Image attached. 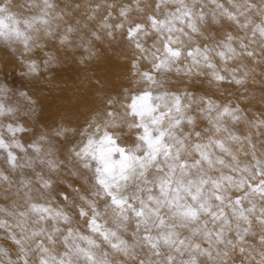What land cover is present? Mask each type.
Here are the masks:
<instances>
[{"label": "snow or ice", "instance_id": "1", "mask_svg": "<svg viewBox=\"0 0 264 264\" xmlns=\"http://www.w3.org/2000/svg\"><path fill=\"white\" fill-rule=\"evenodd\" d=\"M228 3L235 11L219 0H156L147 23H134L127 30V38L140 58L151 63L150 71L138 73L141 79L155 85L153 73L175 71L192 75L207 68L213 80L225 81L227 77L221 74L214 58L223 65L237 58V40L247 56L254 52L248 50L243 38L230 32L211 45L195 43L193 37L202 34L201 26L209 16L213 23L226 18L264 41V9L259 13L261 22L254 23L246 12L255 9V4L245 7L233 0ZM10 4L11 0L0 2V39L19 42L29 52L38 38L33 33L54 35L51 24L56 18L52 16L55 6L50 0H41L42 6L34 3L32 6L39 7V13L24 19L11 13ZM206 4L213 6L210 13L205 11ZM137 10L143 11L139 0ZM127 11V7L121 8L120 15L126 17ZM240 17H244L243 22ZM102 27L113 26L105 22ZM115 28H123V24L118 23ZM73 31L69 27L58 37L61 45L71 43L68 34ZM92 35L100 38L94 32ZM141 36L154 37L150 48L144 47ZM250 43L255 40L250 39ZM50 59L44 63L47 65ZM137 66L138 61L133 63V68ZM27 67L29 74L39 70L35 61ZM224 71L228 69L225 67ZM235 72L236 69L231 70V81L242 84ZM127 100L122 107L128 118L127 127L136 130L133 144L118 143L115 129L121 125L116 114L108 111L109 119L102 125L95 123L86 141L71 149V156L91 172L94 180L88 195L74 190L79 203L61 193L65 206L53 207L47 193L52 182L41 172H36V177L42 190L40 199L45 202H36L31 195V181L22 179L24 210L0 209V213L13 219L9 224L0 218V229L8 233L17 256L11 259L8 251L0 247V257H8L6 264H228L234 252L255 260L256 246L245 245L248 236L257 235L254 228L258 227L260 259L255 264H264V203H256L257 197L264 202V160L253 152L254 163L241 166L229 147L230 142L240 143L241 138L225 124L226 117L232 123L239 122L240 110L191 94H154L151 87L129 95ZM108 104L113 101L110 99ZM15 112V107L0 101V118L13 117ZM198 120L206 121L207 126L197 130ZM24 131L22 124L0 122V151L5 153L9 167L33 168L39 163L50 172H57L64 162L55 159L51 150L44 151L40 143L47 139L44 135L27 146L35 156L24 165L19 164L15 150L27 149L16 137ZM67 131L58 129L54 134L60 137ZM245 139L250 142V138ZM2 182L10 180L0 172ZM67 207L74 208L84 220L88 234L71 227ZM61 223L67 226L63 230ZM132 224L135 227L130 238H126ZM113 256L125 259L113 260Z\"/></svg>", "mask_w": 264, "mask_h": 264}, {"label": "bare ground", "instance_id": "2", "mask_svg": "<svg viewBox=\"0 0 264 264\" xmlns=\"http://www.w3.org/2000/svg\"><path fill=\"white\" fill-rule=\"evenodd\" d=\"M50 2L55 6L53 10L57 11L56 18L51 24L54 33L52 37H46L44 40L43 37H38L29 52H25L23 45L19 42L0 39L1 46L9 47L10 53L7 54L6 64H14L19 75L14 88L8 87L9 84L0 78V89H4V92L0 93V101L16 108L13 117L0 118V122L14 123L19 117L30 122L32 128H25L24 133H21L23 138L20 133L16 137L27 149L26 152L15 150L19 164L24 165L29 158L35 156V153L27 146L38 141L41 136L33 137L37 132L36 127L41 124L40 115L44 112L41 109L43 107L37 105V100L34 102L35 99H39L40 93L41 103L50 104L55 110L64 105L66 109L60 114L67 116L68 119H58L53 123L47 118L48 123L44 122L41 126L47 124L53 132L46 135L44 133L47 139L40 142L44 151L51 150L54 158L64 163L57 172H50L46 166L39 163H36L33 168L18 167L13 170L6 162L5 153L0 151V172L8 175L10 180V183H0V209L24 210L26 203L25 189L20 185L22 179L31 181L33 189L31 195L34 201L45 202L40 199L39 193L42 190L36 172H41L52 182V187L47 190V193L53 207L65 206L66 202L61 193L68 195L69 200L79 203L74 190L79 189L81 194L88 195L94 180L91 172L84 169L80 162L71 156V149L79 147L86 141L87 136L93 132L95 123L102 125L106 119H109L106 116L108 111L116 114V121L121 125L115 129L119 136L118 143L122 146H131L136 137V130L127 127L128 118L124 117L122 105L128 102L129 95L136 94L146 87H151L154 94L160 92L191 94L195 98L210 99L221 106L238 108L242 119L232 123L226 117L225 124L230 131L241 138V142H230L229 147L236 154L241 166L254 163L253 152L258 159L264 160V124H260V121H264V41L258 35L252 37L250 29L242 30L222 17L219 18V23H213L209 16L208 22L201 26L202 34L193 37L194 42L201 46L211 45L223 39L226 32H230L234 37L243 38L248 50L254 52L253 56H247L245 50L239 48V40H237L234 41L237 58L229 60L227 65H223L219 58H214V63L221 74L227 77L225 81L213 80L209 69L200 68L196 71L201 74H196L194 71L192 75L175 71L163 74L153 73L157 84L149 85L138 73L150 71L151 63L140 58V54L127 38V30L134 23H147V16L153 13L156 0H139V8L143 11L137 10V0H50ZM219 2L235 11L228 0H219ZM233 2L245 7L247 4H255L256 8L247 11L246 15L251 17L254 23L261 22L259 13L264 9V0H233ZM34 3L42 6L41 0H11L9 9L17 18L24 19L33 16V12L34 15L39 13L40 8L33 7ZM124 7L128 9L126 17L120 15V10ZM212 8L211 4H206L205 11L210 13ZM162 13L163 9L160 14ZM240 19L243 22L244 17ZM105 22L113 27H102ZM118 23H122L123 28H115ZM69 27L74 30L68 34L71 43L61 45L58 37L65 34ZM93 32L100 38L96 39L92 35ZM109 32L112 34L108 35ZM33 35L37 36L36 33ZM139 39L145 48H150L154 37L141 36ZM250 39H254L255 43H250ZM37 44L40 47H37ZM59 47H62L63 51L57 52ZM49 58H51L50 62L46 65L44 62ZM31 61H35L39 66L35 74L28 72L27 65ZM137 61V68H133V63ZM225 67L228 71H224ZM5 69L9 71L5 63L0 64V75ZM232 69H236V78L242 79V84L237 85L231 81ZM28 87L34 95L37 94L36 90L39 92L36 98H32L36 104L28 98L26 93ZM110 99L113 101L112 105L108 104ZM206 126V121H197V130ZM58 129L68 131L64 136L56 139L54 133ZM246 137L250 138V142L245 139ZM22 153L24 157H21ZM232 194L235 195V193ZM100 203L102 205L103 202L100 201ZM256 203L259 206L264 202L257 197ZM65 210L72 217L71 227L88 234L85 222L77 215L76 210L71 207ZM0 218L7 220L9 224L13 223V219L4 213H0ZM60 227L63 230L67 226L61 223ZM134 227V224L130 225L129 235L126 238H130ZM254 231L257 235L248 236L245 247L255 245L256 252L253 255L255 260H259V228H254ZM0 247L8 251L11 259H16L14 253H17V248L3 229H0ZM58 248L63 250L59 245ZM7 259L8 257H0V264H6ZM111 259L125 258L113 256ZM255 260L249 261L238 252H234L228 264H255ZM128 264H136V262L129 261Z\"/></svg>", "mask_w": 264, "mask_h": 264}, {"label": "rangeland", "instance_id": "3", "mask_svg": "<svg viewBox=\"0 0 264 264\" xmlns=\"http://www.w3.org/2000/svg\"><path fill=\"white\" fill-rule=\"evenodd\" d=\"M13 1H15V0H13ZM56 14H57V11L52 10V15L56 17ZM33 15H34V12H33ZM20 19H23V18H20ZM37 36L38 37H43V40L46 39V36L44 35L43 31H41L39 34H37ZM55 50H56V48H55ZM58 51H60V52L63 51L62 50V47L61 48L59 47V49L57 50V52ZM65 51H67V50H65ZM9 53H10L9 52V47L1 46L0 45V64L5 63V67L6 68H9V71H7L5 69L2 72V74L0 75V78H3L4 81L7 84H9L8 87L11 86L10 88H14L15 85H16V83H17V81H18V79H19V75H18V69H17V67H15L14 64H11V63L10 64H6V62H7V54H9ZM30 59H31V57H30ZM40 62H42V60ZM30 91H31V88L28 87V90L26 89V93L28 94V98L31 99V101H32V98H36V96L38 95L39 92H38V90H36V93L37 94L34 95V92H30ZM38 98L39 99L36 98L35 101L34 100L33 101L36 102V100H37V105L38 106H42L43 108H41V109L44 110V112H42V114L40 115V118H41L40 119L41 120L40 122H41V124L36 127L37 128V132L33 135V137H37L39 135H43L44 133L46 135L48 133H52L53 132L52 129L49 127V125L46 124L45 126L44 125L41 126L42 123L48 121V120H46L47 118L50 119V120H52L53 123L56 122L58 119H62V120H67L68 119L67 116L60 114V112L62 110H65L66 109V107L64 105L61 108H57L55 110L54 108H52V106L50 104H45L44 102L41 103L42 102V99H41L42 96H41L40 93H39ZM34 104H36V103H34ZM31 105H33V104L31 103ZM35 109L37 111V107L36 106H35ZM37 113H38V111H37ZM43 117L45 119H43ZM17 121H19V122H17ZM17 121H15L14 123L17 122L18 124H22L24 126V128H27V127L30 128L31 127L30 122L28 120H24V118H22V117H19ZM41 130H44L45 132H42ZM40 133H42V134H40ZM17 134H19V133H17ZM22 135L23 134L20 133V136L21 137H22ZM55 137H56V139L58 138L57 136H55ZM54 144L56 145V142H54ZM21 157H24V153L21 154ZM6 170H7V168H6ZM4 191L7 192L6 188H4ZM14 254L17 256V253H14Z\"/></svg>", "mask_w": 264, "mask_h": 264}]
</instances>
